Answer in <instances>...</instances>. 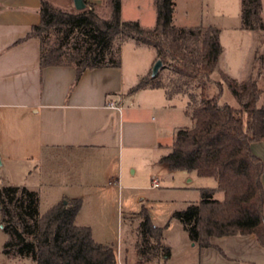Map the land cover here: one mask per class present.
I'll list each match as a JSON object with an SVG mask.
<instances>
[{
	"label": "trees",
	"instance_id": "16d2710c",
	"mask_svg": "<svg viewBox=\"0 0 264 264\" xmlns=\"http://www.w3.org/2000/svg\"><path fill=\"white\" fill-rule=\"evenodd\" d=\"M156 25L144 28L138 21H124L121 0H108L107 18L98 4L77 12L41 2V20L28 38L40 41L41 66L73 65L77 77L87 69L120 67L125 42L153 46L162 61L158 74L150 71L132 89L163 88L168 98H187L186 113L193 125L180 127L169 151L162 156L171 170L196 172L214 178L215 187L201 188V199L176 210L191 240L201 247L212 245L214 236L254 234L264 245V161L252 151V143L264 140L263 55L257 52L253 73L238 81L226 72L216 79L224 51L220 29L214 26H177L174 0H154ZM262 0H242V29L264 31ZM168 70V73H164ZM227 84L239 108L222 103ZM65 199L41 209L39 190L25 185L0 186L2 222L14 228L21 242L7 246L8 257L32 260V264H118L112 244L95 240L92 227L78 225L82 199ZM140 220L136 264L161 263L171 255L164 229L157 226L146 208L135 213Z\"/></svg>",
	"mask_w": 264,
	"mask_h": 264
},
{
	"label": "crops",
	"instance_id": "0c3cea01",
	"mask_svg": "<svg viewBox=\"0 0 264 264\" xmlns=\"http://www.w3.org/2000/svg\"><path fill=\"white\" fill-rule=\"evenodd\" d=\"M89 1L100 5L104 0ZM41 2L0 0V186H22L25 184L20 185L21 181L30 180L39 188H90L104 193L103 199L94 200L95 206L89 212L95 216L113 207L120 185L136 181L140 169H149L152 181L162 179L154 168L168 173L185 172L189 182L199 176L196 172L171 170L162 162L177 129L186 126L172 130L158 120V113H162L168 121L176 97L168 98L163 88L132 90L152 71L158 54L148 65L128 68L122 58L120 67L87 69L79 78L73 65L42 67L40 41L28 38L41 20ZM176 6L174 23L191 26L177 24ZM130 12L134 15L130 16ZM121 17L153 28L157 20L155 1L121 0ZM204 26L219 28L214 24ZM221 32L220 29V38ZM178 99L192 123L186 113V98ZM112 100L122 108L111 107ZM252 151L264 161V140L253 142ZM262 181L264 184V174ZM200 185L199 191L205 187ZM75 198L82 199L77 223L86 212V201L83 195ZM199 201H188L187 206ZM82 225L91 226L95 238L96 226L88 222ZM11 229L14 228L3 224L1 216L0 264H27L25 259L3 253L5 247L21 242L18 233L12 237ZM163 241L171 248V255L157 264H264V245L254 234L214 236L211 246L201 247L174 219L164 229ZM116 252L120 264H136V254L130 262H124L122 251Z\"/></svg>",
	"mask_w": 264,
	"mask_h": 264
},
{
	"label": "rangeland",
	"instance_id": "374dc122",
	"mask_svg": "<svg viewBox=\"0 0 264 264\" xmlns=\"http://www.w3.org/2000/svg\"><path fill=\"white\" fill-rule=\"evenodd\" d=\"M49 1L55 7L62 10L78 11L74 0ZM175 1L177 3V6L175 5L178 17L177 24L191 26L214 24L221 29V41L224 51L220 56L219 69L217 68L215 71L214 77L219 79L221 72H226L238 81L248 79L253 73L255 54L259 52L264 58V31L242 29V0ZM110 9L108 0H104L103 4L97 7L99 15L104 18L109 17ZM129 14L130 16L134 15L131 12ZM262 14L264 19V0ZM156 53L157 50L153 46L139 48L135 42L128 41L123 47L122 58L126 67L130 68L134 64H150L156 57ZM163 72L168 73V70H164ZM259 86L263 90L259 105L264 107V72L259 78ZM175 97L176 99L172 102L174 108L168 114V121L167 118H163L162 113H158L159 122L162 123L163 127H170L172 130L184 124L188 127L192 126L193 120L191 123L189 117L186 116L182 109L181 100L178 99L184 96L176 95ZM221 102L228 103L237 108L241 107L227 84L224 85ZM154 173H159V177L162 178L160 181L161 187L153 186L149 169H140L137 173L136 181L120 185V192H116L115 194L116 201L113 207L110 210L106 209L103 211V214L95 216H92L89 212L95 206L94 200L103 199L101 197L104 196V193L98 194L96 190L90 188L76 189V187L67 186L39 188L37 185H33L32 181L25 182V180L21 181L22 179L20 180V185L25 184L28 186V184H31V186H28L29 188L40 191L41 209L43 212L56 199L62 198L65 199L64 201H67L73 200V197H76V195H83L86 201V212H83V217L77 221V224L82 225L88 222L96 226L95 240L110 242L115 246L118 253L119 250L122 251V257H124L122 260L130 262L129 259L133 258L136 254V246L140 240V220L136 217L135 213L130 214L131 211L129 210L141 211L142 208H146L151 215L153 223L162 227L167 223L170 224L175 219L172 218L173 213L176 210L184 209L188 201L200 200L201 189L199 191L197 188L201 186L200 184L205 187L217 186V182L211 177H199L196 175L189 182L185 172L168 173L160 168H154ZM10 231L13 235L12 237L17 235L14 229ZM24 263L31 264V260L25 259ZM118 264H120L119 260Z\"/></svg>",
	"mask_w": 264,
	"mask_h": 264
},
{
	"label": "water",
	"instance_id": "95a60500",
	"mask_svg": "<svg viewBox=\"0 0 264 264\" xmlns=\"http://www.w3.org/2000/svg\"><path fill=\"white\" fill-rule=\"evenodd\" d=\"M74 3H75V7L78 10H82V9L86 8V6H87L85 0H74ZM161 67H162V61L160 59H158L153 66V70H152L153 75L158 74Z\"/></svg>",
	"mask_w": 264,
	"mask_h": 264
},
{
	"label": "built area",
	"instance_id": "2783aa9c",
	"mask_svg": "<svg viewBox=\"0 0 264 264\" xmlns=\"http://www.w3.org/2000/svg\"><path fill=\"white\" fill-rule=\"evenodd\" d=\"M109 105H110L111 107L118 108V109H121V108H122V107H121L120 105H118L117 102L114 101V100L110 101V102H109ZM152 182H153V186H154V187H159V186H160V180H159V178H157V177L154 178Z\"/></svg>",
	"mask_w": 264,
	"mask_h": 264
}]
</instances>
